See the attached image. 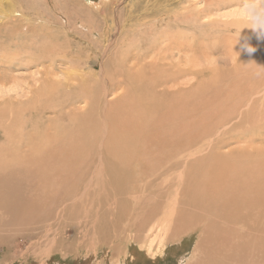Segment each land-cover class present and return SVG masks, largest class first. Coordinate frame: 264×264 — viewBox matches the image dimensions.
Instances as JSON below:
<instances>
[{"label":"rangeland","instance_id":"1","mask_svg":"<svg viewBox=\"0 0 264 264\" xmlns=\"http://www.w3.org/2000/svg\"><path fill=\"white\" fill-rule=\"evenodd\" d=\"M109 1L0 0V16H14L13 20H0V58H3V49L8 53L18 51L21 55L20 50L10 46L9 38L4 36L10 27L15 30L20 26L30 27L27 30L29 41L32 36L44 41L46 38L41 32L49 29L53 31L52 35H58L57 43L68 51L65 55H55L52 65L47 61L42 67L23 63L7 68L0 61V116L8 113L9 108L23 110L32 103L35 107L40 100L36 94L44 96L41 91L44 82L55 83L58 79L63 87L58 86L62 88L49 101L40 100L43 102L40 104L46 107L39 114L44 122L37 129L53 124L60 128L67 126L70 130L65 112L83 85L78 76L109 69V73L96 74L99 77L82 87V91L87 90L96 102L93 108L87 109L85 101L75 99L76 107L86 109L81 113L84 120L92 116L89 120L97 121L89 126L91 132L84 138L88 141L82 142L83 150H79L80 157L75 158L72 168L59 170L48 169L45 167L47 163L36 165L35 159H31L34 156L29 151L30 145L26 142L19 148V137L6 134L9 136L6 139L2 130L8 131L1 130L0 125V162L13 163V157L20 155L28 160L24 164L37 168L34 171L26 170L28 167L16 168V172L11 169L0 171L1 180L12 176L16 178V184L19 181L20 194L26 191L17 194L19 201L15 202H28L25 207L16 209L14 217L0 209V264H264V199H261L263 194L260 191L264 187V158L255 159L252 164L255 169L249 172L258 176L251 179L250 185L257 187L246 202H242L240 186L249 185L247 174L233 181L228 179L231 185L224 179L223 184H229L228 188L217 184L216 189L209 190L208 187L212 186L203 183L208 182L204 180L207 176L205 168H209L212 180L222 179V170L218 164L209 161L212 158L199 156L215 149L211 130H221L222 123L230 118L235 123L239 108L240 111L242 108L245 119L239 117L240 123L229 128V133L249 134L256 124L257 130L260 128V137L256 139L255 136L253 143L244 140L249 137L232 138L222 151L240 149L253 152L260 149L264 157V106L254 103L256 105L246 109L244 102L251 96L239 91V84L245 83L249 77L258 82L259 90L264 87V80H258L259 76L264 77V38L257 39L253 30L243 28L237 42L234 41L233 25L244 0H238L237 4L234 0L229 4L227 0ZM51 21L56 23L54 27ZM190 24L194 29L182 28V25ZM164 34H172V38L169 36V40L161 42L158 38ZM245 39L256 49L254 53L248 54L244 50ZM148 48L155 49L149 51ZM26 56L21 55L20 59ZM85 57L90 66L76 67ZM148 64H152V69L146 73L147 80L151 77L155 80L159 71L162 73L159 77L168 76L173 73L171 70L183 74L176 81L182 88L177 92L186 98L190 108L193 130L186 140L189 148L196 150L194 157L190 158L192 162L189 160V170L182 167L181 156L172 158L171 164L178 162L176 170L163 172L158 169V163L145 157L144 152L135 156L148 165L142 170L109 167L110 164L126 163L133 157L97 155L111 137L120 141V135L127 133L124 131L126 125L122 128V123L130 125L137 116L136 108L130 103V95L136 96L131 83L138 67ZM154 65L156 72L153 71ZM50 69L54 71L50 72ZM104 79L109 80L107 89ZM173 89H177L176 86ZM162 99L165 101L164 97ZM9 103L15 106L11 107ZM98 104L103 105L102 112ZM257 107L258 110L263 108L262 114L257 112ZM162 113L157 112L156 118L152 117L142 128L154 121L158 123ZM31 114L21 117L31 123L36 117L33 111ZM22 125L16 120L18 131ZM13 127L12 132L15 124ZM28 127L29 131L35 129L34 126ZM85 127L86 124L79 126L80 130ZM60 128H57V134L47 135L51 142L55 140L58 151L68 144L59 134ZM73 128L77 129V126ZM114 131L117 133L111 136ZM229 136L227 134L223 139L228 140ZM246 143L250 147L246 148ZM14 146H17V154ZM243 146L245 149H241ZM65 149L64 160H73L68 156L69 149ZM238 186L239 190H236ZM226 188H231L235 197L239 195L236 197L239 202L226 201L229 195ZM208 193H213V198L219 197L222 202H211Z\"/></svg>","mask_w":264,"mask_h":264},{"label":"bare ground","instance_id":"2","mask_svg":"<svg viewBox=\"0 0 264 264\" xmlns=\"http://www.w3.org/2000/svg\"><path fill=\"white\" fill-rule=\"evenodd\" d=\"M108 1L109 0H107V2ZM110 1H109V3H110ZM227 1H228L227 2L228 4L231 2L233 3V0H227ZM234 2L237 4L238 0H234ZM13 17H14L13 14H7L6 16H0V20H2L3 18H10L11 20H13ZM200 17L201 16H198V19H200ZM10 19H8L9 22L11 21ZM76 19H77V17H76ZM82 20H84V19H82ZM51 24L54 27L56 23L51 21ZM12 28L13 27H10L8 29V31H5L4 36L9 38L8 42H9L10 46L12 45L13 47L17 48V50H20V52H21L20 54L22 56L23 55H27V56L23 57L24 59H20L21 55H18L19 54L18 51L13 52V53H8L7 51H4V49H3V58H0V61H1L2 65L7 67V68H11V66L13 67L15 65H17V66L22 65L23 63L25 65H34L35 67H42V64L47 63V61H48V65L49 64L52 65L56 60L55 55L58 56V55H63V54L65 55L66 54L67 50H65L62 46H60L61 43H57V41H59L58 35H52L53 31H51L49 29H46L45 32H43V31L41 32L42 37L46 38V39H44V41H40L39 39H36L35 37L33 38V36L30 38L31 41H29L28 35L30 33L28 31L31 29L30 27L24 28V27L20 26L19 29L15 30L13 28V30H10ZM182 28L186 29L187 31H190L191 29H194V25H191V24L188 26L182 25ZM251 32H252V30H251ZM203 34H205V33H203ZM33 35H35V34H33ZM20 36H21V38L19 39ZM24 36H25V38H24ZM169 36L172 38V34L171 35L170 34L160 35L159 38L158 37L157 38L161 42H164V40L170 39ZM201 38H203V37H201ZM158 40L156 39L155 41H158ZM65 45H66V43H65ZM65 45H63V46H65ZM66 46H70V45H66ZM155 48H148V49H149V51L151 49H152V51H154ZM68 49H70V48H68ZM5 50H6V48H5ZM61 53H63V54H61ZM149 53H151V52H148V54ZM9 57H10V59H9ZM88 57H90V55ZM62 58H64V56ZM78 59H79V57H78ZM82 59H83V61H79L80 66H76V67H81L82 65L90 66V63H87L88 61L86 62V60L88 58L85 57V59L84 58H82ZM144 59H146V57ZM159 59H161V58H159ZM73 61H72V63H73ZM16 63H18V64H16ZM74 63H75V61H74ZM84 63H87V64H84ZM148 65H150V64H148ZM148 65L138 67V69H137L138 73H136L137 75L135 76V78L132 80V83H131V89H132L133 93L136 94V96H135V94H134L135 97H133V95H130V103L133 105L134 108H136L137 116L134 118V120H132L130 122V125H127L126 123L121 121V122H123L122 128H124L126 125L124 131L127 133L120 135L122 139L120 140V138H119L120 141L115 140L116 141L115 142L114 141V137H115L114 134H116L117 131H116V133L114 131V133L112 135L110 134L112 132H110L109 134L111 136H114V137L113 138L111 137V141L109 143H107V145H105V148L102 150V152L100 151L99 154H97V155L101 156V155L110 154L116 158L133 157V158L129 159L126 163H118V164H110L109 165V167L111 169L115 168L116 170H123V169H127V168H135L138 170H142V169L148 168V165L146 164V162H144L141 158L135 157L136 155H138L142 152H144V154H146L145 157L151 158L156 163H158V169H162L163 172L169 171L172 169L173 170L177 169L178 162L175 161L173 164H171V162H172V158L178 157V156L183 157L182 167L184 169H188V167L190 165L189 160H190V162H192V160L190 158L194 157L196 150L189 148V143L186 140V137L193 130L192 121L189 119L190 108H189V105L187 104L186 98L177 92V91H180V92L182 91L180 84L178 82H176L180 78V76H181L180 74H182V73L171 70L173 73L170 72V74L168 76H160L159 77V75L162 74V73L159 74V72H161V71H159L155 80H153V79L151 80L152 77L149 80H147V79H145L146 73L148 72V70L152 69L151 68L152 64L150 66H148ZM82 69H80V70H82ZM50 70H51L50 72L54 71V69H50ZM75 70H77V69H75ZM156 70H157L156 65H154L153 71L156 72ZM38 71H41V70L38 68ZM77 71L79 72V70H77ZM94 71H95V69H94ZM102 71H105L106 74L109 73V69H107V70L102 69L96 73H92V74L88 73V75H82V73H81L78 76L79 80L81 81L80 84L83 83V85L79 84L81 86L80 87L81 91L79 90V93H78L77 97L73 99V102L68 101L69 104L67 105V107L68 106L69 107L67 108V110L65 112L68 116V124L71 126L72 129L69 130V128L67 126L63 127V128H60L61 126L54 127L53 124H48L44 128L37 129L40 126V123L44 122L41 119L42 115H39V114H42L43 113L42 110L46 107V106H42L40 104V102L43 103L40 100L49 101L51 99V97H53L52 95H54L56 93V91L60 90L63 87L62 86L63 83L59 82V80L56 79L55 80L56 82L53 81L55 83H50L47 81L44 82V86L41 89V91L44 92V96H41L40 94H36V97H39L40 100H38L35 107L33 106V103L31 105V107H29V108L23 107L24 108L23 109L21 107L23 110H21V109L17 110L16 109L17 107L15 109H12V108L10 109L7 106V108H9V111H8V113L6 112V114L3 113L4 111L2 112L4 115L0 116V120H2L0 122V125H1V130L6 129L10 134L8 132H6L5 130H2L3 134L5 135V137H6V134H8L9 136H14V135L18 136L19 137V148L27 142L28 146L30 145L29 151L34 156V157L31 156L32 157L31 159H33V160L35 159L34 161H35L36 165H44L45 163H47V165L45 167H47L48 169H51V168L52 169L72 168L75 158L80 157V151L79 150H83L82 144L84 143V141H88V140H84V138L87 135H89V133L91 132L89 129V126L91 127L92 123L97 121V120H95V121L89 120V119H91L92 116L89 117L88 120H84V118L81 116V113L84 112V110H86V109L84 108V106L76 107L74 102H75V99H77L76 101H81V102L85 101V107L87 109L93 108V104L95 105L96 102L95 101H94L95 103L93 102L92 97L87 92V90L82 91L83 90L82 87H85L84 85H86V87H87L90 80H94V78L96 76H98L96 74H101ZM119 71H121V70H119ZM88 72H89V70H88ZM85 74H87L86 71H85ZM55 77H57V76H55ZM87 78H89V79H87ZM57 80H58V82H57ZM104 80H106V79H104ZM258 80H264V77L259 76ZM108 81L109 80H106V82L104 83V86L106 89H107V82ZM58 86H62V87L59 88ZM175 86L177 89L174 90L173 88H175ZM105 88H103V89L105 90ZM259 88H261V86L258 87V82H253V78H250V77L248 78V80L245 83L243 82L242 84H239V91H244V93H246V94L249 93V95L251 96L249 99H247V98H246L247 100L245 99L246 101L244 102V104L246 105V107H245L246 109H248V108H250V106H253L256 104L264 106V104H263L264 96H260V95H264V87L261 90H259ZM241 89H243V90H241ZM105 91H104V93H105ZM176 92L178 94L177 96H179V97L176 96ZM92 93H93V91H92ZM94 94H92V95H94ZM95 95H94V99L96 98ZM258 95L260 96V99H259V101H256V99L258 100V98H257ZM82 97L84 98V100H82ZM163 97L165 98V101L162 99ZM63 101H65V100H63ZM254 103H256V104H254ZM9 104H10L9 106H11V107H12V105H14V104L11 105V103H9ZM55 106L58 107V105H55ZM102 107H103V105L102 106L99 105V107H98L99 110L103 109ZM94 110H96V109H94ZM257 110H258V107H257ZM261 110H263V108H261ZM261 110H258L257 112L260 111L259 114H262ZM1 111H2V108H1ZM32 111H33V115H36L35 120L32 121L31 123H29V122L27 123V119H26V121H24L21 116H23V114L24 115L28 114L31 116ZM159 111H163V113L161 115L162 119L158 123L156 121H154V122L146 125L144 128H142V125L145 122L151 121L152 117L156 118V113ZM94 112H96V111H94ZM101 112H102V110H101ZM96 113H99L98 110ZM242 113H243L242 108H241V111L239 108V112L236 116V122L235 123H232V121H231L232 118H230L224 124L222 123V125H224V127L221 130L217 129V131L214 132L213 130L210 129L211 132L213 133L212 137L216 142L215 143V149L213 151H208L207 153L204 150H199V151H202L203 153L205 152V155L199 154V156L202 158H212L209 161L211 163L218 164L220 169L222 170V172H221V178L222 179H220V180H218V179L214 180L213 179L212 180L210 177L211 172H208L209 168L208 167L205 168L204 172L207 174V176L204 175L205 176L204 180H208V182L203 181V183H205L208 186H212V187H208L209 190L216 189L214 187H216L215 185H217V184H223L224 179H226L227 183H229L230 181L228 179H231V181H233V179H236L237 177H240L244 173H246L247 174L246 180H247L249 185L240 186V188H241L240 190H242L241 200H242V202H246L247 197L252 194V190L257 187L255 184H252V185H250V184H251V179L253 177H257L258 174L251 173V172H249V170L255 169V167L252 165L253 163L256 162L255 159L264 158L261 156L262 150L254 149V151L251 152L250 150L249 151L240 150V149L237 150V148H236L235 149V150H237L236 152L228 151V149L226 150L227 152H224V150L222 151V148L225 145H228L227 141L230 142V139L232 140V138L236 140V138L238 139V138L249 137L250 139L247 138L244 140H246L247 143L248 142L253 143L256 139H258L260 137L259 136L260 128H258L259 130H257L258 125H256V124H254L251 127L252 131L249 134H242L239 131L229 133V132H231L229 128H231L232 126L235 127V125L240 123L239 117H241L242 119H245V117L242 115ZM79 116H80V118H79ZM86 116L87 115H85L84 117H86ZM81 117H82V119H81ZM97 117H99V116H97ZM16 120H19L23 123L22 129L19 131L16 129ZM119 122H120V120H119ZM221 122H223V121H221ZM259 123H261V122H259ZM14 124H15V129L12 132L11 129L14 128L13 127ZM85 124H86V127L83 130H80L79 126H83ZM28 126H32V127L34 126L35 127L34 131H29ZM75 126H77V129L73 128ZM57 128H60L59 134L68 141V144L63 145L64 149L59 150V151H58V149H56L57 144H56L55 140H53L51 142V140L47 139L48 134H50V133L57 134ZM120 128H121V126H120ZM24 130H26V131H24ZM74 131H76V132H74ZM222 134H224V135L221 137ZM227 134L228 135L230 134L229 139L224 140L223 138L226 137ZM9 136L6 137V139H9ZM255 136L257 137L256 139H255ZM106 138H108V137H106ZM57 140H59V137H57ZM112 141H114V142L111 143ZM3 142H5V141H3ZM121 142L123 144L119 145V143H121ZM2 144H5V143H2ZM248 145L249 144L246 145V148L248 147ZM1 147H3V146H1ZM249 147H250V145H249ZM65 148L69 149L70 155H68V156H69V158H72L73 160H70V161L64 160L65 159L64 152L66 150ZM14 149H16L15 152L17 154V152H18L17 146H14ZM241 149H245V146H243V148H241ZM251 150H253V149H251ZM73 151H75V152L72 154ZM13 158L14 159L11 160L13 163H7V164L3 163L2 164L0 162V171L1 170H9V169H11V171H15L16 168L22 170L24 167H28L26 169L28 171L29 170L34 171V169H37V168H34V166L32 167L30 164H24L25 162H28V160H26L27 158L24 156L15 155ZM28 159H29V157H28ZM100 160H102V159H100ZM18 161L20 163H17ZM235 164H237V165H235ZM42 170H44V168ZM66 170H68V169H66ZM21 178L19 177V179H21ZM4 179L5 180L0 179V209L1 208L5 209L6 210V211H4L5 213L8 211L14 217L16 209L21 208V207H25V205H28V202H21V200H20V202H15V201H19L17 194H20V192L22 191L21 190L19 192V190H20L19 189L20 186H18L19 181H17V184H16V182H15L16 178H14L12 176H8V177L5 176ZM210 180H211V182H210ZM20 182H21L20 184L23 183V181H20ZM229 184L231 185V182ZM228 185H226L227 188H228ZM226 186H224V184H223V187H226ZM232 187H233V184H232ZM235 188L236 187H234L233 189H235ZM238 188H239V186L237 187L236 190H239ZM230 189H227L229 192V195L225 198L226 201L227 202H230V201L239 202L240 199L238 198L239 199L238 200L236 198V197H239V195L237 194V196L235 197L234 196L235 194L231 193L234 191L232 189H231L232 191H230ZM260 191L263 194L261 199H264V187L261 188ZM24 193H22V194H24ZM22 194H20V195H22ZM230 194H232L234 197L231 196ZM213 195H214L213 193H208V196H209V199L211 202H222L219 197L217 198L216 196H214L218 200L216 198H213ZM24 196L22 198L23 200L25 198ZM26 197H27V195H26ZM28 199H30V198L28 197ZM219 210H220V208H218V211ZM7 213H6V215L9 216V214H7ZM161 219H162V217H161ZM214 223L216 225V222H214ZM222 224L224 225L225 222H222Z\"/></svg>","mask_w":264,"mask_h":264},{"label":"clouds","instance_id":"3","mask_svg":"<svg viewBox=\"0 0 264 264\" xmlns=\"http://www.w3.org/2000/svg\"><path fill=\"white\" fill-rule=\"evenodd\" d=\"M234 41L237 42L243 28H250L256 33L257 39L264 38V0H244L237 16L235 17ZM243 48L248 54L256 49L245 39Z\"/></svg>","mask_w":264,"mask_h":264}]
</instances>
